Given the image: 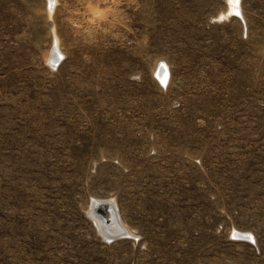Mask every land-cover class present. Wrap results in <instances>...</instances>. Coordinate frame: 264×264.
Instances as JSON below:
<instances>
[{"label":"rangeland","instance_id":"1","mask_svg":"<svg viewBox=\"0 0 264 264\" xmlns=\"http://www.w3.org/2000/svg\"><path fill=\"white\" fill-rule=\"evenodd\" d=\"M230 7L0 0V264H264V0Z\"/></svg>","mask_w":264,"mask_h":264},{"label":"bare ground","instance_id":"2","mask_svg":"<svg viewBox=\"0 0 264 264\" xmlns=\"http://www.w3.org/2000/svg\"><path fill=\"white\" fill-rule=\"evenodd\" d=\"M50 9L52 10L53 6L56 3V0H47ZM231 7L230 13H234L236 15L239 14V0H230ZM240 6V5H239ZM59 50L57 49V44H55L54 49L52 51L51 57L49 58V62L53 67H56L59 64ZM163 76V75H162ZM89 217L94 221L96 226L99 229V232L106 239L120 237L123 234H130L125 225L121 222L120 217L118 215L115 203L111 199H93L90 209L88 211ZM239 235V233H236ZM247 233H242L239 235L240 237H247Z\"/></svg>","mask_w":264,"mask_h":264}]
</instances>
